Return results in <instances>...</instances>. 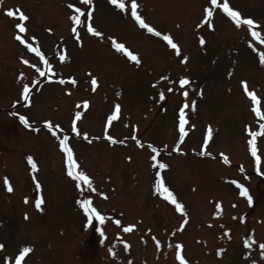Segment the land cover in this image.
Masks as SVG:
<instances>
[{
	"label": "rangeland",
	"instance_id": "374dc122",
	"mask_svg": "<svg viewBox=\"0 0 264 264\" xmlns=\"http://www.w3.org/2000/svg\"><path fill=\"white\" fill-rule=\"evenodd\" d=\"M210 1L135 0L137 14L157 36L132 23V0H120L124 9L105 0H0V264H16L23 247L30 250L20 264H181L177 244L186 264H264V127L246 138L258 119L242 91L257 97L261 120L264 0H219L253 19L258 36L207 7ZM206 7L213 15L201 24ZM181 77L189 83L181 86ZM24 84L28 100L21 98ZM185 105L181 137L177 115ZM21 115L27 127L16 123ZM65 136L81 166L76 171L95 191L82 181L77 188L67 175L57 148ZM157 171L179 211L156 190ZM232 181L244 184L247 195ZM85 198L102 221L85 215L77 203Z\"/></svg>",
	"mask_w": 264,
	"mask_h": 264
},
{
	"label": "snow or ice",
	"instance_id": "6c2138e0",
	"mask_svg": "<svg viewBox=\"0 0 264 264\" xmlns=\"http://www.w3.org/2000/svg\"><path fill=\"white\" fill-rule=\"evenodd\" d=\"M84 2L85 3H90V0H84ZM111 3L114 4V5H117L120 9H124L125 8V4L120 2V0H111ZM211 4L212 5H216L217 4V0H211ZM69 7L72 8V7H74V5L69 4ZM218 7L220 9H222V11L224 13H226L228 17L231 18V20L235 23V25L237 27H240L241 24L247 25L249 30L251 31L252 26L256 23L251 18L242 19L241 18V14L238 11L234 10L232 7H230L228 2H224L222 4H219ZM75 11L77 13H80L81 9L80 8H76ZM6 12H7V15L10 16V17L16 15V13H14V11L12 9H7ZM17 12H19L18 9H17ZM131 15L134 17L135 21L142 28L147 29V31L150 32V33L154 32L157 36L161 35V33L159 31H156L155 28H153L149 24L145 23V21L141 18V16L137 14V4H136L135 0H132V2H131ZM212 15H213V13L208 8H205L204 9V17H203V20H201L200 23L203 24L206 21H209V19H210V17H212ZM19 19L21 21H24V20L27 19V17L23 13H19ZM70 19L72 21H75L77 24L82 22L78 18V16H76V15H72L70 17ZM208 26L211 27V24L209 23ZM196 27L199 28L200 24H197ZM15 28L19 29L20 32H24L25 31L23 23L15 24ZM72 31L75 33V31H76L75 27H73ZM88 31L89 32H93L94 29L89 27ZM96 34L100 35V33H96ZM251 35L252 36H258V33L256 31H251ZM16 39L19 40L21 42V44L24 43V40L19 35L16 36ZM163 39L168 42V45L172 49H176L177 50V54H179V49L177 48V45L175 43H173L172 39L168 35H164ZM262 42H264V40H262ZM200 43L204 44L203 38H200ZM113 47L116 48L117 50H122L124 53H126L130 60L138 62L137 57L135 55H133L131 52H129L128 49L125 48L122 44H117V43L113 42ZM28 48L32 52L37 53V55H40L39 49L33 48L30 44L28 45ZM60 58H61V60L64 59L63 56H61ZM41 59H43V56H41ZM184 59L186 60L187 57H185ZM23 62L25 64L28 63L27 60H24ZM260 62L264 63V57H261V61ZM45 64L47 66V62L46 61H45ZM44 74L45 73H43V72L41 73V75H44ZM69 79H71V78H69ZM35 82L36 81L33 80V83H35ZM60 82L63 83L64 81L61 80ZM75 82H76L75 80H72L73 84ZM188 83H189V81H188V79L186 77H181L179 79V84L181 86L186 85ZM241 83L244 84L245 82L241 81ZM91 85H92L93 89L96 87L97 79L95 77H92ZM245 91L247 92V88L246 87H245ZM28 94H29V85L28 84H24L23 85V92L21 94V98L23 100H28ZM117 94H119V93H117ZM182 95L187 96V92L185 91L184 93H182ZM247 95L251 97V99L253 101V105H255L257 103V97L252 92H247ZM161 98H163V96H161ZM84 103H85V105L87 104L86 101ZM119 107H120L119 104H117L115 106L116 110H113L111 112V114L108 116V120L109 121H111L113 118H115L117 116V111H118ZM185 107H186V105L185 106H181L179 108V129H180L181 137H183V135H184V125L186 123L185 110H184ZM254 110H255V107H254ZM76 115L79 116L80 113L77 112ZM257 115H259V112H257ZM19 119H20L21 123H23L26 127L28 126V121L26 120V118L24 116H22V115L19 116ZM75 123H76V121L73 120L72 132H76L77 131V129L75 127ZM44 124L46 126H48L49 128H51V125L49 124L48 121H44ZM261 127H264V125H262ZM252 135L255 136L256 133H252ZM208 138H209L208 135H205V137H204L205 143H207ZM67 139H68V137L65 136L63 139L59 140V146H60L61 149H63L64 153L66 154L65 162L67 164V175L69 177H72L76 181V187L77 188L80 187V181H84V183L87 185L88 188H90L93 191H95V189L92 188V184L90 182V178L84 172H82V171H74V169L77 167V164H76V161L73 159V154H72L71 150L68 148V146L65 143V141ZM108 139L111 141L112 137H108ZM137 143H139V141H137ZM248 143H249V145H252L253 141L249 140ZM250 150L252 152V155L255 156L256 155V150L254 148H251ZM152 151L156 152L157 150H156V148H152ZM201 154L203 155L204 153L202 152ZM151 159L153 161H156L157 158H156V156H152ZM27 160H28V163L31 165L32 169L35 170L37 166L33 162V158L31 156H29V157H27ZM224 162L225 163L228 162L226 158H225ZM159 167L160 168H164V167H166V165L163 164V163H160ZM155 176H156V190L159 191L160 195L164 196L167 200H170L172 202V204H174L176 206V209L179 211L181 209V205L179 203H177L176 199L173 196V193L171 191H169L167 187H164L162 185L160 172L157 171L155 173ZM232 183L235 184L237 182L236 181H232ZM4 184H5V186H7L8 191H11V187L8 186V181L6 179L4 181ZM238 186L241 189V195H247V192L244 190V186L243 185H238ZM35 187H36V190H37L35 206H36L37 209H40V206L42 204V198L39 195V189L41 187L39 182H36ZM101 195H103V193H101ZM27 199L28 198L25 197V202H27ZM248 200H249V203H251V197L250 196L248 197ZM77 203L83 208L84 212L89 215V218H91L94 215L97 221H102L103 220V217H102L101 213L99 211H97L95 208L92 207V205L90 203V199H88V198L81 199V200H78ZM216 207L217 208L220 207L219 203H217ZM216 214H218V213H214V215H216ZM25 218H27V217H25ZM117 223H119V221H117ZM131 227H132L131 225L126 227L125 231H128ZM97 231L100 232L101 229L99 227H97ZM101 235H103L102 232H101ZM245 243H247V241H245ZM157 245L159 246V242L158 241H157ZM260 247L262 249H264V244H261ZM29 250L30 249L28 247H23L21 249L19 254L16 256V264H20L21 258L24 257V255L27 252H29ZM217 254L219 255V250H218ZM176 258H177V260H179L181 262V264H186V262L184 261L183 257L180 255V245L179 244L176 245Z\"/></svg>",
	"mask_w": 264,
	"mask_h": 264
}]
</instances>
